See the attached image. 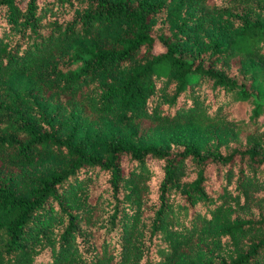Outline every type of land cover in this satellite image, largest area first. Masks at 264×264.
Instances as JSON below:
<instances>
[{
    "label": "trees",
    "instance_id": "16d2710c",
    "mask_svg": "<svg viewBox=\"0 0 264 264\" xmlns=\"http://www.w3.org/2000/svg\"><path fill=\"white\" fill-rule=\"evenodd\" d=\"M0 264H264V0H0Z\"/></svg>",
    "mask_w": 264,
    "mask_h": 264
},
{
    "label": "rangeland",
    "instance_id": "374dc122",
    "mask_svg": "<svg viewBox=\"0 0 264 264\" xmlns=\"http://www.w3.org/2000/svg\"><path fill=\"white\" fill-rule=\"evenodd\" d=\"M162 50V47L160 46V44H156V47H155V51L159 52ZM242 107H239L238 111L241 115H244L243 113V109H241Z\"/></svg>",
    "mask_w": 264,
    "mask_h": 264
}]
</instances>
